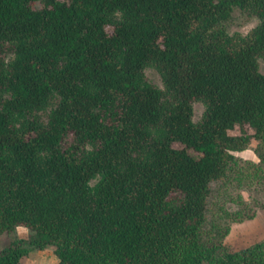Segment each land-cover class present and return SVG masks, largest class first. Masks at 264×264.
Returning <instances> with one entry per match:
<instances>
[{"label":"trees","instance_id":"16d2710c","mask_svg":"<svg viewBox=\"0 0 264 264\" xmlns=\"http://www.w3.org/2000/svg\"><path fill=\"white\" fill-rule=\"evenodd\" d=\"M259 58L264 0H0V235L30 231L0 264H264L204 238L234 152L264 162Z\"/></svg>","mask_w":264,"mask_h":264},{"label":"rangeland","instance_id":"374dc122","mask_svg":"<svg viewBox=\"0 0 264 264\" xmlns=\"http://www.w3.org/2000/svg\"><path fill=\"white\" fill-rule=\"evenodd\" d=\"M258 23L257 17L235 8L229 22L230 32L247 33ZM259 70L264 73V59H258ZM148 79L162 86L159 71L147 67ZM204 110L201 102H194V120H199ZM256 142L243 150L235 151L237 163L231 168L227 181L212 183L208 198L207 225L204 238L210 244H221L230 250H240L264 241V162L255 152ZM237 217L242 220L238 221ZM230 226L229 233L223 236L221 228ZM221 227V228H220ZM30 231L17 227L12 234L0 235V250L14 238L28 239ZM29 247V246H28ZM58 257L55 247L48 245L43 249L29 247L20 264H56Z\"/></svg>","mask_w":264,"mask_h":264}]
</instances>
